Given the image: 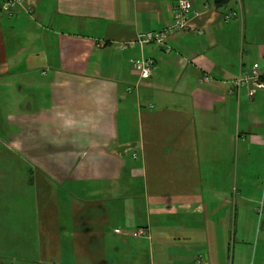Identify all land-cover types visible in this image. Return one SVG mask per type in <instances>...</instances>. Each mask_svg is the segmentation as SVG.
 Listing matches in <instances>:
<instances>
[{
  "label": "crops",
  "instance_id": "obj_1",
  "mask_svg": "<svg viewBox=\"0 0 264 264\" xmlns=\"http://www.w3.org/2000/svg\"><path fill=\"white\" fill-rule=\"evenodd\" d=\"M175 4L23 0L9 16L0 0V79L40 76L9 117L24 126L10 138L24 186L41 194L22 244L35 259L18 264H63L64 237L73 264H264L252 169L224 163V138L264 149V83L233 85L264 76V0H191L168 49L121 47ZM141 57L156 62L147 79L131 66Z\"/></svg>",
  "mask_w": 264,
  "mask_h": 264
},
{
  "label": "rangeland",
  "instance_id": "obj_2",
  "mask_svg": "<svg viewBox=\"0 0 264 264\" xmlns=\"http://www.w3.org/2000/svg\"><path fill=\"white\" fill-rule=\"evenodd\" d=\"M22 37L19 33L14 36L15 40L20 42ZM29 74V76H25L22 73L18 76L0 79V262L5 264H18L21 261L28 262L35 259L26 252V248H22V244L24 241L27 245H33L35 242V216L37 214L35 203L37 195L41 196V194H37V191H34L32 187L25 188L24 186L22 178L26 177L29 180L30 176L27 173L24 175L25 164L21 163L19 157L14 156L11 150L13 146L10 143L11 136L21 132L24 126L16 124L9 118L18 110L15 108V102L23 105L33 96L28 91L27 83L33 79L35 81L33 86H37L40 76L37 71ZM224 139L227 140L224 143L226 168H237L238 177H240L239 174L243 168L252 169V175L247 180V184H251L253 187L251 195L257 194L259 198L255 232L252 239L253 245L258 248L262 240L258 231L261 221L264 219V149L255 145L246 148L248 140L238 142L237 145L233 138ZM230 140L233 142L232 149L228 148ZM9 182L17 184L15 190L9 187L11 185ZM9 189L11 190L9 191ZM65 239L64 237L62 242L63 264H73V255L64 253ZM250 262L251 264L255 263L256 257L252 256Z\"/></svg>",
  "mask_w": 264,
  "mask_h": 264
},
{
  "label": "built area",
  "instance_id": "obj_3",
  "mask_svg": "<svg viewBox=\"0 0 264 264\" xmlns=\"http://www.w3.org/2000/svg\"><path fill=\"white\" fill-rule=\"evenodd\" d=\"M4 10L9 16H11L15 10L22 6L23 0H2ZM30 13V11L28 10ZM191 12V0H176V4L173 10L172 20L167 23L160 30L152 31L147 30L137 34V36L130 41H127L121 45L122 48H127L133 44L139 46H144L149 43H154L161 45L162 47L168 49L166 46V41L168 37L174 32L185 30L189 27ZM194 15H197L198 12L194 11ZM234 15V13H233ZM155 60L149 57H141L140 59L132 61V68L137 72L139 78L147 79L151 76L153 69L155 68ZM206 79V78H205ZM252 83L254 86H259L260 82L257 79V72L251 70L241 74L233 81V85L240 86L243 83ZM135 154L133 157L135 158ZM116 232H119L118 229H115ZM145 234V231L141 228L137 231V235L142 236ZM200 264H208L205 260H202Z\"/></svg>",
  "mask_w": 264,
  "mask_h": 264
},
{
  "label": "trees",
  "instance_id": "obj_4",
  "mask_svg": "<svg viewBox=\"0 0 264 264\" xmlns=\"http://www.w3.org/2000/svg\"><path fill=\"white\" fill-rule=\"evenodd\" d=\"M223 0H215L216 3H221ZM259 82L264 83V76H262L261 78L258 79ZM0 264H5V263H1ZM7 264H13V263H7Z\"/></svg>",
  "mask_w": 264,
  "mask_h": 264
}]
</instances>
